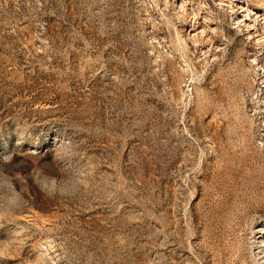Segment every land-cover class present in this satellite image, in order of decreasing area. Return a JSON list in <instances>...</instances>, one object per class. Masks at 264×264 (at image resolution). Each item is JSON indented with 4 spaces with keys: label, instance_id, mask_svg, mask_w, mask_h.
<instances>
[{
    "label": "rangeland",
    "instance_id": "obj_1",
    "mask_svg": "<svg viewBox=\"0 0 264 264\" xmlns=\"http://www.w3.org/2000/svg\"><path fill=\"white\" fill-rule=\"evenodd\" d=\"M0 170V264H264V0H0Z\"/></svg>",
    "mask_w": 264,
    "mask_h": 264
},
{
    "label": "clouds",
    "instance_id": "obj_2",
    "mask_svg": "<svg viewBox=\"0 0 264 264\" xmlns=\"http://www.w3.org/2000/svg\"><path fill=\"white\" fill-rule=\"evenodd\" d=\"M64 151L65 149L61 145L58 146L54 153V159L62 155ZM33 179L41 193L50 199H55L57 196H70V187L59 183L55 178L42 181L38 175L34 176ZM27 204L28 201L25 200L22 192L13 186L10 173L0 170V217L18 212Z\"/></svg>",
    "mask_w": 264,
    "mask_h": 264
},
{
    "label": "bare ground",
    "instance_id": "obj_3",
    "mask_svg": "<svg viewBox=\"0 0 264 264\" xmlns=\"http://www.w3.org/2000/svg\"><path fill=\"white\" fill-rule=\"evenodd\" d=\"M223 2V0H221ZM253 34V33H252Z\"/></svg>",
    "mask_w": 264,
    "mask_h": 264
}]
</instances>
